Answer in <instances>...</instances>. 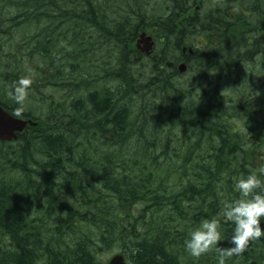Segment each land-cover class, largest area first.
<instances>
[{
	"label": "trees",
	"instance_id": "1",
	"mask_svg": "<svg viewBox=\"0 0 264 264\" xmlns=\"http://www.w3.org/2000/svg\"><path fill=\"white\" fill-rule=\"evenodd\" d=\"M258 64L264 0H0V104L30 71L37 122L0 141V264H218L184 240L264 163ZM225 264H264V237Z\"/></svg>",
	"mask_w": 264,
	"mask_h": 264
},
{
	"label": "clouds",
	"instance_id": "2",
	"mask_svg": "<svg viewBox=\"0 0 264 264\" xmlns=\"http://www.w3.org/2000/svg\"><path fill=\"white\" fill-rule=\"evenodd\" d=\"M33 83L31 72L22 75L9 86L8 96L15 102L12 115L20 117L25 110V101ZM236 198L225 200L217 216L204 218L192 228L184 240L185 250L193 257L215 248L218 264H225L227 257L243 254L249 243L264 237V163L256 171L241 173L233 180ZM232 227L228 246H220L221 219Z\"/></svg>",
	"mask_w": 264,
	"mask_h": 264
},
{
	"label": "water",
	"instance_id": "3",
	"mask_svg": "<svg viewBox=\"0 0 264 264\" xmlns=\"http://www.w3.org/2000/svg\"><path fill=\"white\" fill-rule=\"evenodd\" d=\"M154 44L153 36L145 31L140 33L136 42L137 48L146 54L151 52ZM179 70L185 72L186 65L181 64ZM27 125L36 126L37 122L32 119L15 117L0 104V141H11L17 138V133L22 132ZM109 264H127V261L122 253H116L110 258Z\"/></svg>",
	"mask_w": 264,
	"mask_h": 264
},
{
	"label": "rangeland",
	"instance_id": "4",
	"mask_svg": "<svg viewBox=\"0 0 264 264\" xmlns=\"http://www.w3.org/2000/svg\"><path fill=\"white\" fill-rule=\"evenodd\" d=\"M258 68L255 70V67L252 66V77L250 78L251 81H256L258 79V77H264V67H259V64L257 65ZM243 68H246L245 66H242ZM120 251L118 249H114L112 252H110L109 254L105 255L104 258L108 259V262L111 258V256L115 253H119Z\"/></svg>",
	"mask_w": 264,
	"mask_h": 264
},
{
	"label": "flooded vegetation",
	"instance_id": "5",
	"mask_svg": "<svg viewBox=\"0 0 264 264\" xmlns=\"http://www.w3.org/2000/svg\"><path fill=\"white\" fill-rule=\"evenodd\" d=\"M196 11H197V12L200 11V7H199V5H197V7L192 11V13L194 14ZM203 41H204V37H203L202 35H201V36H198V37L196 38V45L198 46V45L202 44ZM195 49H198V48H195ZM193 50H194V49H193ZM193 50H192L191 53L194 52ZM196 52H197V51H196Z\"/></svg>",
	"mask_w": 264,
	"mask_h": 264
},
{
	"label": "bare ground",
	"instance_id": "6",
	"mask_svg": "<svg viewBox=\"0 0 264 264\" xmlns=\"http://www.w3.org/2000/svg\"><path fill=\"white\" fill-rule=\"evenodd\" d=\"M183 51H186V48L184 47L183 48ZM184 63V62H183ZM183 63H180L179 64V66L181 65V64H183ZM185 65H186V67H187V64L185 63ZM200 66V65H199ZM211 67L209 66V64H205V67L204 68H202V67H200V69H202L203 71H208L209 69H210Z\"/></svg>",
	"mask_w": 264,
	"mask_h": 264
}]
</instances>
